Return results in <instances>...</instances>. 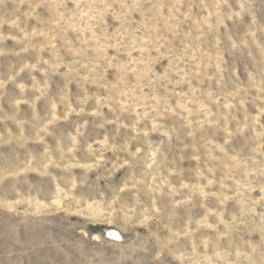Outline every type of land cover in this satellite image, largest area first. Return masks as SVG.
<instances>
[{"label":"rangeland","instance_id":"1","mask_svg":"<svg viewBox=\"0 0 264 264\" xmlns=\"http://www.w3.org/2000/svg\"><path fill=\"white\" fill-rule=\"evenodd\" d=\"M0 264H264V0H0Z\"/></svg>","mask_w":264,"mask_h":264}]
</instances>
